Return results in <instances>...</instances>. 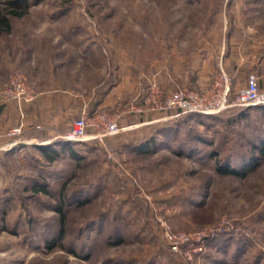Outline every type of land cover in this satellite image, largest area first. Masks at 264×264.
<instances>
[{
    "label": "rangeland",
    "instance_id": "1",
    "mask_svg": "<svg viewBox=\"0 0 264 264\" xmlns=\"http://www.w3.org/2000/svg\"><path fill=\"white\" fill-rule=\"evenodd\" d=\"M219 18L252 20L264 34V0H32L27 14L12 18V31L0 34V139L26 145L41 129V93L55 88L59 96L77 95L61 120L72 125L82 115L117 119L129 103H142L156 74L174 75L171 61L179 71L175 87L191 86L186 54ZM168 41L179 48L166 59L161 52L170 50ZM16 71L28 80L30 102L5 95ZM239 111L224 109L205 123L187 116L162 136L158 128L185 115L155 122V112L126 113L118 117L117 132L82 141L80 159L62 152L49 162L32 148L0 150V264H264V156L237 176L218 172L208 152L241 171L235 149H249L264 118H238ZM19 128L20 135L6 136ZM156 135L152 150H130L132 142ZM186 141L200 153L179 154ZM37 183L50 193H37ZM63 183L66 196L83 188L95 195L65 206L62 241L47 245L45 239L59 233L55 208ZM89 223L91 239L81 230ZM113 228L125 231L127 240L108 242ZM212 231L206 251L191 259L172 250L179 242L174 235ZM81 245L92 251L88 259Z\"/></svg>",
    "mask_w": 264,
    "mask_h": 264
},
{
    "label": "crops",
    "instance_id": "2",
    "mask_svg": "<svg viewBox=\"0 0 264 264\" xmlns=\"http://www.w3.org/2000/svg\"><path fill=\"white\" fill-rule=\"evenodd\" d=\"M212 25L214 27L207 30L199 38L198 45L191 48L190 52L186 54V57L190 59L187 69L190 68L191 70L187 72H191L192 77L189 79L191 86L204 88L210 85L217 76L219 71L217 64L222 58L224 68L231 77L234 87L245 86L248 76L254 73L258 77L261 89L264 91V34L260 32V29L255 28L257 25L252 20L245 21L241 18L234 20L219 18L214 20ZM166 43L169 44L170 50H166L167 52L162 50L161 53H163L164 58L176 57L179 45L174 41ZM170 64L174 75L166 74L167 76L164 77V75L159 76L156 74L158 78H156L157 76L153 77V81L164 83L168 87L166 89L176 88L175 86L180 83L179 71L176 70L175 65H172V61ZM164 67H167V65H164ZM57 91L59 89L55 88V90L41 93L45 97L41 98L40 101L38 100L39 102L36 105L38 104L37 108L40 109L42 115L38 120L43 124L41 123L37 127L41 128L39 129L40 132H35V134L28 137V145L54 143L64 138L65 133L71 128V122L64 124L65 122H61V120L64 119L62 117L65 113L63 109L66 110L69 102L76 101L77 95H72L74 96L72 99L70 92H67L69 95L62 94L59 96ZM55 108L58 113H55ZM6 143L0 139V150H8L15 146L14 143L10 145Z\"/></svg>",
    "mask_w": 264,
    "mask_h": 264
},
{
    "label": "built area",
    "instance_id": "3",
    "mask_svg": "<svg viewBox=\"0 0 264 264\" xmlns=\"http://www.w3.org/2000/svg\"><path fill=\"white\" fill-rule=\"evenodd\" d=\"M29 87L27 78L16 71L10 78L5 95L18 103L32 101L34 96ZM140 103V102H138ZM264 91L261 89L258 77L252 73L248 76L245 86L234 87L232 79L223 65V59L219 60V71L214 81L204 87L180 86L165 91L159 82L153 81L147 88L142 103L134 105L129 103L128 110L121 112L119 116L128 113L155 112L159 118L154 121H167L189 113L214 114L234 106L263 105ZM117 119H110L104 115L88 117L82 115L74 119L70 130L64 138L73 141H84L91 138L102 139L104 136L117 132ZM93 128L95 134H89ZM21 134V128L6 132V136ZM215 231L204 233H179L173 238V251L181 254L185 259H191L194 253L205 252L204 244L214 235ZM196 245L191 247V245Z\"/></svg>",
    "mask_w": 264,
    "mask_h": 264
},
{
    "label": "trees",
    "instance_id": "4",
    "mask_svg": "<svg viewBox=\"0 0 264 264\" xmlns=\"http://www.w3.org/2000/svg\"><path fill=\"white\" fill-rule=\"evenodd\" d=\"M32 0H7L6 2L3 3V7L0 9V34L2 33H10L12 31V18L13 17H20L25 14H27L28 9L31 5ZM36 2H40V0H36ZM236 108H239L240 111L237 115L238 118H244L247 116H251L250 114H255L256 116H260V114L263 115L264 118V104L263 105H248V106H234ZM230 107V108H234ZM221 112L214 113V114H204V113H189L188 115L185 114L184 117H180V119L176 120L175 122L171 123H166L164 127L158 128L156 132L160 134L159 132H164L166 131H171L174 132L175 127L177 125H181L182 122L189 116L190 120H199L200 122H207L204 121L206 118H213L217 117ZM236 118V119H238ZM208 124V123H207ZM260 136H258L256 141L249 142V149L245 150L242 148L235 149V151L238 153V155L241 157L242 161V169L241 171L237 170L234 168V165H230L227 163L226 159H222L225 164H222V160L217 158V154L213 150H208L210 153L209 157L213 158L214 161L217 164L216 170L218 172H223V173H230L234 175H240L244 176L249 170L253 169L256 167V165L259 163L258 161L260 160V155L264 156V127L261 128L260 131ZM161 135V134H160ZM162 136V135H161ZM161 136H159L161 138ZM152 138V137H151ZM147 139L143 141H134L129 145L130 150H135L136 152H146L147 150H152V147L155 145L156 141L158 140L157 135L154 136L152 139ZM162 139V138H161ZM159 139V140H161ZM201 143H207L208 145H211L210 140L206 139H201L199 138ZM185 141V140H184ZM82 141H73V140H67V139H60L58 141H55L54 143L51 144H30V145H22L18 144L12 147L11 149L4 150L5 153H14L17 150L23 149V148H32V152H41L43 153L49 162L53 161L56 158V155L64 152L68 153L70 157H73L75 159H80L83 157V154L80 152V145L82 144ZM235 148V146H232ZM37 150V151H34ZM177 150H180L181 155L189 154V156L192 158V156L197 153H200L201 148L197 145H191L188 141L183 142V146H180ZM184 151V152H183ZM229 153H227L228 156ZM200 156V155H198ZM194 157V156H193ZM195 158H199L195 156ZM227 159H230V156H228ZM47 161V162H48ZM48 162V163H49ZM66 184L63 183L59 198H58V205L56 206L55 210L57 211L59 215V226H58V231L59 233L57 234L56 239L53 238H46L45 242L47 245L52 242H59L62 241V237L64 235V229H65V219H66V212H65V206H68L69 204H72V202L76 203L77 205H83L88 200H91L92 197L95 195L92 189L88 188H83L76 190L73 192L71 195H65V186ZM34 190L37 193L43 192L45 194H49L50 191L48 189L47 184L44 183H37L34 184ZM114 222V221H113ZM91 226V223L87 227H81L84 232H82V235L84 233V238H90L93 237L92 234L90 233L92 230L89 228ZM116 228V227H115ZM113 228L112 231L109 232L107 241L112 243H120V242H125L127 240V234L125 231L117 228ZM88 230V231H87ZM90 231V232H89ZM78 237L81 238V236L78 235ZM129 237V236H128ZM55 238V237H54ZM79 238V239H80ZM218 242H221L220 240H213L212 244L216 245ZM87 243V242H86ZM226 243V242H225ZM88 246L87 245H81V250L84 252V257L88 259L90 255L92 254V251L87 250ZM71 251V249H70ZM74 252V251H71ZM77 254H81V252H77ZM127 261H123L121 264H127Z\"/></svg>",
    "mask_w": 264,
    "mask_h": 264
},
{
    "label": "water",
    "instance_id": "5",
    "mask_svg": "<svg viewBox=\"0 0 264 264\" xmlns=\"http://www.w3.org/2000/svg\"><path fill=\"white\" fill-rule=\"evenodd\" d=\"M64 139H66V138H64ZM67 140H68V139H67ZM23 144H26V145H27L28 143L25 142V143H23Z\"/></svg>",
    "mask_w": 264,
    "mask_h": 264
}]
</instances>
